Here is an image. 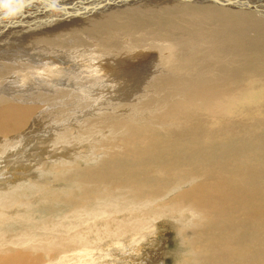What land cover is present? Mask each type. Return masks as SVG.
Returning a JSON list of instances; mask_svg holds the SVG:
<instances>
[{
    "label": "rangeland",
    "instance_id": "obj_1",
    "mask_svg": "<svg viewBox=\"0 0 264 264\" xmlns=\"http://www.w3.org/2000/svg\"><path fill=\"white\" fill-rule=\"evenodd\" d=\"M123 1L116 0L117 3ZM138 1L146 3L147 0ZM170 1L175 4L163 5L164 16L158 14L159 8L155 5L143 6V13H152L141 19L140 30H129L130 25H126L124 29L106 31L103 28L107 20L100 21V29L76 25V28L62 32L58 25L33 22V25L26 23L22 26L26 12L15 24L0 27V104L10 100H31V104L44 105L25 128L9 135L0 134V195L8 194V199H0L5 202L0 209V249H5L0 251V264H15L16 261V264H217L222 259H214L215 253L232 256L237 243L252 252L258 251L260 262L248 261L249 257L244 262L241 258H232L231 263L222 260L219 264H264V200L260 197L264 195V150L254 149L255 144L264 146L263 104L254 105L253 113H246L239 105L233 107V117L247 119L245 125L250 128L241 131V136L233 140L227 139L229 135L204 141L208 145L188 142L168 145L164 135H161L162 139L135 140L137 131L145 125L142 116L123 121L127 122L123 124L125 127L119 124L115 125L117 127L105 126L106 121L122 122L124 118L112 114L111 110L100 109V105L112 103L119 95L133 89V85L140 82L139 77L144 78L139 75L153 63L152 59L166 61L160 69L163 72L159 73L164 77L170 75L168 66L178 65L194 55L192 41L175 27L176 23L191 25L187 18L190 20L200 11L195 8L192 12L189 3L210 4L213 9L240 8L236 2L227 6L218 0ZM97 6L91 3L83 8ZM80 32L83 34L78 35ZM128 32L132 39H141L144 33L149 37L156 35V38H150L146 43L142 39L131 45L143 47L137 55L138 49L125 45L113 47L122 45L128 38ZM158 34L161 36L157 37ZM32 35H39L40 39L30 40ZM148 77L149 80L154 78ZM246 105L253 107L252 103ZM119 116L122 119H118ZM139 121L142 126L138 125L141 124ZM174 122L171 123L176 125ZM155 124L158 125L157 122H149L146 126L153 128ZM233 124L227 126L233 127ZM126 132L131 135L127 140ZM71 142L76 145L72 146ZM153 143L166 147L156 151ZM127 150H133L128 153L133 161L124 155ZM178 150L186 157V153H193L195 157L187 158L194 165L172 172L159 166L173 155L171 158L178 160L179 157H175ZM123 157L125 161L131 160L132 164L137 165L138 162L139 165L134 166L137 170L118 169V172L127 170L121 173V179L98 176L106 162ZM211 168L219 177L228 179L222 183L224 186L229 182L236 184L232 176L241 175L245 182L256 177L252 181H256L258 188L253 183L249 184V195H254L255 200L252 208L258 207L260 212L254 220L250 223L243 220L244 213H250L254 210L252 208L217 214L216 210L196 212L186 205L175 207L177 203H187L176 198L178 193L175 189L179 186V192L188 190L193 186L191 182L195 176L198 175L197 183H200L202 177L205 179L213 172ZM250 169L256 176L252 177ZM177 172L179 175L174 176ZM175 177L178 178L174 180ZM238 223L241 226L237 229ZM233 235L237 241L230 243L227 238Z\"/></svg>",
    "mask_w": 264,
    "mask_h": 264
},
{
    "label": "bare ground",
    "instance_id": "obj_2",
    "mask_svg": "<svg viewBox=\"0 0 264 264\" xmlns=\"http://www.w3.org/2000/svg\"><path fill=\"white\" fill-rule=\"evenodd\" d=\"M218 1L221 3L225 2L227 6L231 2H236L238 4L237 6H240V8L234 9L236 7H233V9H231L229 7H220L218 9H213L212 5L210 4L198 5L196 3L195 5L193 3L191 4L188 2L189 5L191 6V9L190 6L188 7L190 10H192V12L194 11L195 8H198V10L200 11L196 13L194 12L195 15L192 16L190 20L187 18L188 20L187 23H190L191 25H183L184 26L183 27L177 25L176 23L175 27H176V31L180 30L185 35L186 38L192 41V45H193L192 52H194V55L190 56L189 58L193 57V59L189 60L188 58L187 60H185V62H180L178 65H174V66H171L169 64L170 66H168L167 68H171V70H169L170 75L164 77H161L159 73L163 72L160 71V69L166 65V61H164L163 59L159 60L158 58L152 59L153 63L151 62L150 66L148 67L146 66L147 69H145L146 71H144V73L142 74L143 76L139 75L144 78L139 77L140 82L137 81L135 85H133V89L127 91L126 93H123L121 96L119 95V98L112 101V103H104L101 105L99 104L101 107L100 109L111 110L112 114L116 113V115L119 114L124 118L122 119V117L119 116L120 118L118 119H122V122L114 121L113 119H112L113 122L106 121L105 126L117 127L115 125L118 124L123 126V124L127 123L123 121H126L132 117L142 116V123H144L145 125L142 126V123L140 122L141 120L139 121L141 124L138 125H141L142 128L141 130L137 131L138 138H135V140L144 139L145 141H149L151 138L152 140L155 139V137H160L162 139L161 135H164L165 138H167V140L169 141L168 145H177V143L185 144L187 142L195 143L197 145H208L204 141L212 140L216 137H224V136L227 137L229 135L230 137H228L227 139L233 140L234 138L241 136L240 135L241 131L245 132L244 131L245 129L250 128V126L245 125L248 121L247 119H236L235 117H233L232 108L239 105L241 107V110H244L246 113H253L254 105L261 106V104H263L264 107V0H218ZM133 2L135 3L131 5V3ZM91 3H94L95 5L98 6L93 9L83 8V7H87ZM120 4H125V6H121ZM165 4L174 5L175 3L173 4V2L170 0H156V1L147 0L146 3H139V1L137 3V0H124L121 3H117L116 0H33L31 6L27 9L26 13L24 14L25 17L24 19H22L21 25L23 26V24L26 23L28 25H33L32 24L33 22L36 24H44V25H58V28L60 27L59 31L62 32V31H70L76 28L77 27L76 25L85 29L99 28L98 25L100 21L107 20L106 25H104L103 28V30L106 31H112L113 29L116 28L124 29L126 25H130V27L128 28L129 30L131 28L140 30L139 26L142 24L141 19L142 18L146 19V15L149 16V14L152 13V11L149 13H143L142 12L143 6L155 5L156 7L159 8L158 14L162 15L163 14L162 7ZM114 5L117 7H115ZM41 6H46L47 8H42ZM110 9L112 10L109 11V13H107V11ZM174 10L175 9H173V11ZM169 11L172 12V10L170 9ZM192 12L191 15L193 14ZM184 14L186 13L184 12ZM171 16L172 15H169V17ZM128 18L135 20L131 21ZM183 19L184 18H182V20ZM4 24L8 25V21H5ZM175 27L172 29H175ZM100 33L101 31L95 34V36L99 35ZM81 34L83 33L80 32L78 35ZM130 34L128 35V38H126L124 42L121 43L122 45L115 44L113 45V47H119V46L122 47L123 45H125L130 49H138L137 51L139 52L136 51V55H137L138 53H141L139 49H143V47L131 46V45L142 39L146 43L147 42L146 40L154 37L156 38V35H153V37H149L147 33H144L142 35L143 38L132 39V36ZM159 36L161 35L158 34L157 37ZM34 38L40 39L39 35H37L36 37H33L32 35V38L29 39L31 40ZM110 38L113 39L114 36L111 35ZM20 49H22V47ZM128 54L131 53L128 52ZM148 76L154 78L153 79L150 78L151 80H149ZM134 77H138V76L135 75ZM49 96L50 95H48V97ZM253 96H256L255 99H252ZM32 102L33 101L31 100L30 101L10 100L8 102H4L0 104V134L1 135H9L16 131H19L21 128L27 125L32 118H34V115L36 114L37 111L44 108V105L31 104ZM246 103H252L253 107L246 105ZM174 120H175L174 123H176V125L171 123ZM237 120L238 122H236ZM92 121H96V120H92ZM129 122L130 121H128V123ZM149 122L152 123L157 122L158 125L155 124V127L151 128L148 127L149 125L146 126V124H148ZM232 122L234 123L233 127L227 126V124ZM79 127L81 128V126ZM89 132L92 133V131ZM80 134H82V132ZM86 134L88 135V132ZM125 136H126L125 140L131 137L130 133L128 132H126ZM153 142L158 143L159 141L158 142L153 141ZM73 144L76 145L75 142L72 143V146H74ZM252 144L250 143L251 146ZM261 144H255L254 149L264 150V146L263 144L262 145ZM153 146L156 151L160 149L163 150L166 147V145H156L154 143ZM70 147L69 150H73L70 149ZM65 151L66 150H64V152ZM132 152L133 150H127V152L124 155L129 156L128 153H132ZM180 153L181 154H179V150L178 153H175V157H179L180 160L179 158L178 160L171 158L174 156L173 155L170 158L166 159V161L160 163L159 166L163 168H167L172 172L178 168L185 169L184 168L185 166L194 165V162L190 161V158L189 159L187 158L188 156L195 157L193 153H186L187 157L181 151ZM163 155H165V153H163ZM183 156L186 158H184ZM159 157L161 156L159 155ZM131 160L133 161L134 159L131 158ZM131 160H129L130 162L125 161L123 157L120 160H118L117 158L111 161L110 163L106 162L104 166H101L103 169L98 174V176L101 178L119 179L121 173L127 170L123 169L121 170V172H118L117 171L118 169L124 167V168H133V169L135 168L137 170L136 167L137 165H139L138 162L136 161L137 165L134 164V162L132 164ZM135 165L136 167H134ZM218 167L216 168L218 169ZM211 169L213 170L214 168ZM220 170H217V172ZM250 171L253 172L251 169ZM251 172L250 174L252 175V177L256 176L254 172L253 173ZM128 174L130 175L129 172ZM178 175H179L178 172L174 174V176H178ZM227 177L229 178L228 175L226 176V178ZM177 178L178 177H175L174 180H176ZM189 178H191V176H189ZM231 178L236 180V184H231L229 182L228 186H224L222 183L228 179H225V177L224 178L219 177V175H217V173L214 172V170L213 172H211V174H207L205 179L204 177H202L201 179L203 180L202 181L200 180V183H197V179H198V175H197L195 176L193 182H191V184H193L194 187L193 186L189 187L188 190H185L183 192H179L180 189H177L179 186L175 189V192L178 193L176 198L179 199L181 202H187V203L186 204L177 203V205L174 203V205H176L175 207H180V205H186L194 209L196 212L199 211L214 212L216 210L217 214L226 213V210L243 212L245 209L252 208V206L255 205V200L253 198L254 195H249L250 192L249 184L252 185L253 183L255 188H258L256 181H252L255 180L256 177H253L248 182H245L241 175L232 176ZM181 184L182 183H180V185ZM188 185H190V183L184 186L187 187ZM260 197L262 198V200H264V195H260ZM0 199L2 200L8 199V194L0 195ZM4 204H5L4 201H0L1 210ZM262 207H264V204L262 205ZM257 208L258 207H253L252 209L254 210L251 211L250 213H247L246 211L244 213L243 220L249 223L251 220H254L255 215L257 213H260L257 210ZM80 212L81 211H79L75 216H78ZM199 224L201 227L203 224H205V221L204 223H202V225L200 222ZM239 224L240 223H238L237 225V229L241 226ZM195 227H199V226L196 225ZM262 230H264V228H262ZM227 239L230 243H235L237 241L234 235L229 236ZM239 246L240 243H237L235 245V248L237 249H235V253H233L232 256L225 257V254L223 253H215L214 259L216 260L222 259L231 263L232 258H241L242 262H244L243 260H246L250 257L248 261L253 260L260 262L261 257L258 251L252 252L251 249L249 248L239 247ZM0 251L1 252L5 251V249H0ZM223 257L225 258L223 259ZM222 260L218 261L217 264H219ZM16 263L18 262L16 261L15 264Z\"/></svg>",
    "mask_w": 264,
    "mask_h": 264
},
{
    "label": "clouds",
    "instance_id": "obj_3",
    "mask_svg": "<svg viewBox=\"0 0 264 264\" xmlns=\"http://www.w3.org/2000/svg\"><path fill=\"white\" fill-rule=\"evenodd\" d=\"M32 2L33 0H0V27L5 26V21H8V26L15 24Z\"/></svg>",
    "mask_w": 264,
    "mask_h": 264
}]
</instances>
